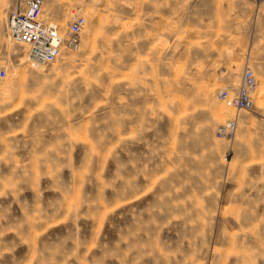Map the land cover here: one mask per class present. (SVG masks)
<instances>
[{
  "label": "rangeland",
  "instance_id": "rangeland-1",
  "mask_svg": "<svg viewBox=\"0 0 264 264\" xmlns=\"http://www.w3.org/2000/svg\"><path fill=\"white\" fill-rule=\"evenodd\" d=\"M42 3L84 24L34 68L0 0V264H264V0Z\"/></svg>",
  "mask_w": 264,
  "mask_h": 264
},
{
  "label": "built area",
  "instance_id": "built-area-1",
  "mask_svg": "<svg viewBox=\"0 0 264 264\" xmlns=\"http://www.w3.org/2000/svg\"><path fill=\"white\" fill-rule=\"evenodd\" d=\"M42 0H24L21 8L10 11L5 21L9 39L26 47V62L31 67L50 65L56 62L63 50L77 47L79 34L84 24L83 17L67 22L63 30L41 17ZM4 72L0 69V78ZM256 81L249 70H244L236 90L216 95L217 101L236 112H248L252 108V95ZM235 128V122L228 120L217 130L218 135H227Z\"/></svg>",
  "mask_w": 264,
  "mask_h": 264
},
{
  "label": "bare ground",
  "instance_id": "bare-ground-1",
  "mask_svg": "<svg viewBox=\"0 0 264 264\" xmlns=\"http://www.w3.org/2000/svg\"><path fill=\"white\" fill-rule=\"evenodd\" d=\"M42 5H43V3H42ZM41 16H42V6H41ZM58 28V27H57ZM59 29V28H58ZM60 30V29H59ZM61 31V30H60ZM35 68V67H34ZM37 68H40V67H37ZM41 69H42V67H41ZM255 79V78H254Z\"/></svg>",
  "mask_w": 264,
  "mask_h": 264
}]
</instances>
